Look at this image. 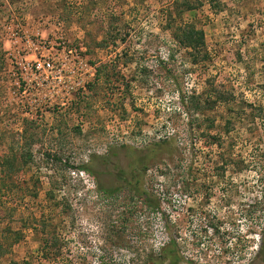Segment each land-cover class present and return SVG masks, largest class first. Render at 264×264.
<instances>
[{"label":"rangeland","instance_id":"rangeland-1","mask_svg":"<svg viewBox=\"0 0 264 264\" xmlns=\"http://www.w3.org/2000/svg\"><path fill=\"white\" fill-rule=\"evenodd\" d=\"M0 264H264V0H0Z\"/></svg>","mask_w":264,"mask_h":264},{"label":"trees","instance_id":"trees-1","mask_svg":"<svg viewBox=\"0 0 264 264\" xmlns=\"http://www.w3.org/2000/svg\"><path fill=\"white\" fill-rule=\"evenodd\" d=\"M187 8H191L190 5H187ZM187 28H184L182 30L175 29L174 31H172L173 34V38L179 42L180 45H183L184 47H191L195 53H192V55L195 54L194 56V60H197V54H200L202 51L200 49H198V47H200L202 45L203 42V32L202 31H198L194 28L193 25L190 26H186ZM173 28V27H172ZM206 54V52L204 53ZM203 54V55H204ZM98 71H96L95 73V78H97V73ZM95 80L87 83V86L89 87L92 83H94ZM97 159H99V157H96ZM145 157H141L138 160V163H144ZM103 162V161H102ZM145 165H141L138 169V175H134L133 173H131V175L133 174V178L135 177L134 182H132V186H129V190L132 191L134 193V197H138L141 200L147 202L146 204L148 206H157L158 202H156V200H154L152 197H150L148 195V193H146V191L142 188V184L140 183L139 180V176L141 175V171L144 169ZM78 169L84 171V172H88L90 174L95 175L96 172L97 173H101L100 170H96L93 169L91 166L88 165H79ZM134 170V169H132ZM122 170H120L119 172H121ZM140 172V173H139ZM128 184V183H127ZM123 188L122 186H118V187H106L103 186L102 184L98 183V189L100 191H102L103 193H113L116 192L117 190Z\"/></svg>","mask_w":264,"mask_h":264},{"label":"built area","instance_id":"built-area-1","mask_svg":"<svg viewBox=\"0 0 264 264\" xmlns=\"http://www.w3.org/2000/svg\"><path fill=\"white\" fill-rule=\"evenodd\" d=\"M43 43L44 42H42V45H43ZM31 45H33L35 49L38 48L36 43H32ZM42 47H44V49H45V45H43ZM49 53H50V51H48V54H46V55L43 54L40 57L36 56L30 62L26 61L25 63H21V64H23L22 67L25 70V72L27 74H31L32 76L35 77V78H33V77L28 76L29 79L33 78L32 80L37 81L36 79L38 77L46 78L47 81H50V87L53 90H55V88L60 87V86L67 89V90L73 88L74 87L73 84H71L68 88V85L66 84V80H65L66 77L64 75H63V78L60 76L61 73L59 70L64 69L66 62L60 58L52 56L51 53L50 54ZM77 58H74L73 60H77ZM56 70H58L59 73L58 72L54 73L55 79H54V75H50V77L48 75H46L47 72H52V71H56ZM70 71H71V68H70L69 72ZM73 72H75L74 69H73ZM78 83L80 84L81 81H79ZM80 85L82 86V83ZM56 91H58V88Z\"/></svg>","mask_w":264,"mask_h":264}]
</instances>
